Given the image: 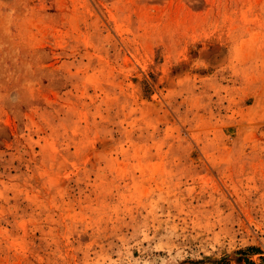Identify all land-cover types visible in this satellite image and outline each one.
Wrapping results in <instances>:
<instances>
[{"label": "rangeland", "instance_id": "374dc122", "mask_svg": "<svg viewBox=\"0 0 264 264\" xmlns=\"http://www.w3.org/2000/svg\"><path fill=\"white\" fill-rule=\"evenodd\" d=\"M0 264H264V0H0Z\"/></svg>", "mask_w": 264, "mask_h": 264}, {"label": "bare ground", "instance_id": "6f19581e", "mask_svg": "<svg viewBox=\"0 0 264 264\" xmlns=\"http://www.w3.org/2000/svg\"><path fill=\"white\" fill-rule=\"evenodd\" d=\"M158 105V103H156Z\"/></svg>", "mask_w": 264, "mask_h": 264}]
</instances>
